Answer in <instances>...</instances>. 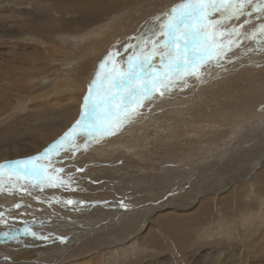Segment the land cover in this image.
<instances>
[{
	"label": "rangeland",
	"instance_id": "rangeland-1",
	"mask_svg": "<svg viewBox=\"0 0 264 264\" xmlns=\"http://www.w3.org/2000/svg\"><path fill=\"white\" fill-rule=\"evenodd\" d=\"M23 1H25L26 3H23ZM68 1L71 2V0ZM118 1L127 2V5H129L130 2V4L135 2V0H97L96 5L98 7L106 9V16H104V18L108 16L109 18H113L114 16H118L120 15V13L125 12L126 10L129 11V13L127 14L129 15L131 14V12L133 13L136 10L135 7H132L130 5L127 9L123 3H120V5L119 3L116 4ZM151 1L152 0H147L144 3L147 5L145 7H142L143 9L137 14H135L137 16V19L128 25L126 24L131 21L130 18L128 19L127 17L120 16L118 20L122 21V24L118 27L125 25V28H128L132 25L138 24L140 20L150 14L148 11L152 7V3H149ZM168 1H172V4L174 3V1L181 2V0H153V9L155 11L156 9L158 10L156 13H153V16L162 13V11L159 10V8L161 9V6H157L156 3H164L165 5L166 3L169 4ZM51 5H53L54 7ZM56 5H59L58 0H0V20L3 21H0V32L5 33L7 31H10V29L14 26L13 24L7 23L10 20L11 16L7 14L6 7H14L15 10H35L33 13L34 17L50 16V18H52V16L56 14L54 17L62 16L65 19H77L76 17L80 16V14L76 13V10L72 8V3H69L67 6L59 5L61 9L59 8V6L57 7ZM61 6H63L64 9ZM37 7L39 8L37 9ZM42 7L45 8H43V14L40 13V8L42 9ZM52 8L54 10L57 9V11L59 12H55ZM49 11L51 12L49 13ZM111 11L114 13L112 14ZM13 12L14 14L11 15L13 17V20L16 21L18 15L15 11ZM46 12L47 14H44ZM255 16L256 14L254 13L253 17L251 18L253 25H257L260 23V21L255 19ZM242 21L243 18H241V22ZM151 22L153 21H148V23ZM233 22L235 23V21ZM250 27L251 26L246 25L245 30H250ZM3 29H5L6 31H3ZM120 33L121 32L119 31V33L117 34L114 28L112 34H110L111 36H109L106 41L107 43L105 42V46L100 49V51L98 47L94 48V50L96 49L97 51L96 55H94V58L92 57V59L91 55L86 50V47L78 50L79 55L76 57V59H78V62L76 64L68 62V69H66L76 71V74H78V76L76 75V77L80 81L83 80V76L82 73L78 71V68L86 64L87 61L89 62L88 64H90V69L87 74L90 72V70L95 64V68H97L98 71V65L100 64L97 62L99 61L101 63L104 58L108 56L110 51L107 52L105 50L107 49L108 45L111 43L113 38L119 35ZM0 36V63L3 65L2 67L0 64V79H2L0 80V88L2 86L4 88L11 89L12 91L13 89H18L19 87L24 86L26 88V97L31 99V102L28 103V106H31L33 102L38 101L39 99L40 92H37L38 87L36 84L42 82L44 83L43 85L47 87L49 86L48 88H52L54 84L57 83V77H59V74L60 76L62 74L64 75L65 65L60 66L62 55L68 53L69 55L73 56L74 54L71 53L70 50H64V47H62V44L58 40L53 41L58 45L48 44L42 47L37 46L34 42H30V40L32 39L28 36H23L22 38H15L12 34L8 37H2L3 35ZM2 39L4 40V42H2ZM133 40L134 38L127 44H132ZM24 41L27 42L25 43ZM12 43L13 45L16 44L13 48ZM17 45L20 46V49ZM91 47L93 46H90L89 48ZM249 48H257L255 41H244V45L240 49L235 50L234 54H229L232 57L231 62L225 60L223 62L222 68H213L211 75L206 76L204 80L198 82L195 79H188L187 87L174 86L165 96L159 97L157 95L154 96L150 101H144L143 107L138 108V114L134 115L130 120L126 121L123 124L122 128L126 127V125L131 127V130L129 131L127 137H124L123 132H121L120 128H118L115 130V134H111L110 137H106L104 135L102 138H98L88 142L89 146L86 148V150L90 151L87 154H84L83 150L76 152L74 156L75 160L70 162L75 163L73 166L74 169L77 170V168H80L81 164L85 162L90 165H86L82 169L85 170L89 168V170H92L93 164L91 163H94L95 161L97 162V164L95 162L94 166L100 165L104 168L92 174V176L96 177L94 179L95 184L97 183L96 185L84 184L80 187L72 186L75 190H69L63 187L47 188L42 193L38 190H35L33 196L29 197L40 196L41 201H47L45 199V194H52L53 196V194L55 193L65 192L69 195H72L74 198H78V196L82 197L87 202L83 205H78L76 207L65 206L61 204L56 206H49L48 203L41 202L42 204L45 203V205H42V208L38 215L37 224L40 225H38V227L32 228L34 231L42 232L44 235L50 234L49 239H34L31 236H25L22 233L21 235L20 233L18 234L19 237L21 236L19 241H14L9 238L7 239L6 237L2 236V238H0V264H14V262L16 264H30L28 262H31V264H152V262L153 264H173L172 262H174V260H172L171 262V259H173L171 256H176V258L180 262L184 261L182 264H188L189 262L190 264H192V262L193 264H264V224L260 225V223L255 220L256 222L252 221V224L250 225L252 227L249 226L250 228L248 227V229L246 230L245 228L240 227L238 223L241 222L242 219H244L245 215L247 217L248 215L251 216V214L254 215L259 213V204L256 203L254 199L247 200L245 198L243 200L242 197H240V193L227 195L225 198H223L224 196H217L221 193H224L225 191H228L230 187L236 184H241L249 181L254 176V174L264 166V85L260 86L257 82L253 81V83L249 80L252 77V75L249 73L251 70H259V68L261 69L264 67V51H247V49ZM130 49L131 48H129L126 52L125 46H122L121 48H116L115 51L119 53V56L114 57V59L119 60L120 57H124L126 53H129ZM20 52H22V54H20ZM24 52H26L27 54ZM44 56L45 58H43ZM28 57L29 59H27ZM46 58L49 59V61L51 62H47V60H45ZM52 60H57V63ZM83 62L84 64H82ZM53 67L56 69L55 71L54 69H52ZM5 69L7 70V73L6 71L3 72ZM39 70H41V72ZM1 71L3 74L1 73ZM56 72H58V75L56 74ZM238 73L239 81L241 82H226L228 79H230V77L235 76ZM28 78H34L33 84L28 83ZM16 84L18 87L16 86ZM20 84L21 86H19ZM243 85H245L246 87ZM86 87L87 79L83 82V92L81 94L82 98L80 97V100H78L76 110L77 114L81 108ZM245 90L248 93L245 92ZM77 93L78 90L73 89V94L76 95ZM227 94H229V96ZM3 95H5V93ZM230 96H232L233 98ZM18 101L19 100L16 98H12L11 100L10 98H7L2 102L0 101V109H2L0 110V114H7L11 110L10 108L14 104L18 103ZM44 103L46 104V102ZM56 103H58V105H62V103L65 104L66 102L62 101L59 104V102L52 100L48 104L49 107L52 108L56 106ZM194 103L196 104L198 109V111H196L195 113L198 112V115L201 114V116H197L198 127H203V124L205 126L209 123V127H212L211 130L217 128L211 132V135H213L215 139L208 140L207 138L203 137L192 139L190 142L192 143L193 149L188 152L186 151V155L183 156V153L179 149V144L175 145L169 142L168 138L178 128L182 127V125L185 126L184 124L187 123L185 120L190 117L192 106ZM220 107L223 108L221 109ZM227 108H230V110L232 111V116H224V109ZM218 109L222 110V112H217ZM238 110L239 113L237 112ZM30 112V108H20L19 119L21 121L17 119L11 124L10 122H8L9 120H4L3 123L0 124V142H2L0 143V154H4V152L8 154L16 150L23 151L26 148L24 147V145L29 144L32 139L29 136V130H32L35 126L39 130L45 129L43 128V125L48 124L51 122V120L53 121L55 119L54 117L44 118L39 120L35 124V126L30 125L31 127H28V125L22 124V120L27 115V113ZM220 115L221 117H219ZM215 116L218 117V119ZM225 118L227 120H225ZM214 122H216L218 126H216L217 124ZM130 123L131 125H129ZM211 123L214 125H212ZM226 127L228 128L226 129ZM218 131L219 133L217 134L219 136L217 137V134H215V132ZM81 136L83 137L84 143H86L84 135L82 134ZM129 137L130 140L128 142H125L126 139H128ZM152 140L155 142L151 143L150 141ZM7 141L9 142L7 143ZM11 141L14 142L10 143ZM211 141L215 142V144H206ZM120 142H124L123 144L126 145L123 151L119 146ZM144 145L154 149L157 152V155H147V157L141 163V166L138 167V171L140 172V170H142L144 174H139L138 171L135 169L136 165L138 166V164L134 161L141 158L143 159V157L135 155L134 153L138 150V148H141ZM117 154H125L131 156L130 159L131 161L133 160L134 164L129 167L130 176L129 172H125V174L120 173V171L118 170V165L114 164L111 161L113 157L111 155ZM55 159L59 158L57 157ZM144 169L149 171L145 172ZM68 174L69 173L65 175ZM61 175L63 174L61 173ZM78 175L80 177L87 176L84 171L78 172ZM78 182L80 183L81 181ZM103 185L105 186L104 189L101 188V186ZM260 186L261 185L257 187L259 190L262 188V186ZM255 188L256 187H253L252 189L255 190ZM195 192L198 195V200L202 198L206 199L204 197L217 196L216 199L220 203L219 205H217L218 207L216 206V208H218V211L216 209H213L211 213L208 214V216H205L207 218L202 217L200 219H192L191 213L181 214L183 216L182 218L185 220V229L183 228L184 234L181 233L184 237L181 243L182 246L175 247L177 245H174L171 240V242L169 241V243H167L168 241L166 242L167 248H165L164 250L151 247V245L145 238L146 231L144 230L146 228L145 224H147L148 217L151 216L149 219L152 220L153 224H160V220L163 218H172L169 217L167 214L176 213L177 210L175 211V209H187L189 207L188 205L190 204V202L194 200V198L191 199V197L194 195ZM2 194L4 197L2 196ZM255 194L257 195L258 193L256 192ZM5 195L6 194L4 193H0V211L5 212L6 215H11L5 208L10 206L12 201L13 204L19 202L22 206L25 205L24 200L21 198H24L27 194L21 195L17 193L14 196H18V199L14 198L15 200H12L11 202L9 201V199H7ZM61 197L67 200L65 195L61 194L60 198ZM162 198L165 199L161 202ZM168 198H170V201L168 200ZM220 198L223 199L220 200ZM6 201L7 203H5ZM120 201H123L125 204H127L128 208H121L119 206ZM233 201L234 203L237 202V204H240V206L236 207V203V205L231 204L233 203ZM246 202H249L248 204L250 205L252 203V207L250 206L251 210L244 208V206L242 208V204L245 205ZM161 203L165 205H172V207L158 209V211H154V208H157V205ZM6 204L7 206L5 207ZM37 207L39 208V206ZM37 207L35 206L34 208L37 209ZM226 208L227 210H225ZM19 209L16 208V210ZM221 210L224 211L222 212ZM214 213L215 215L213 216ZM19 214H16L17 222L15 221L12 223H16L15 225L18 224V227H22L21 224L19 225V220H22V213ZM71 215H73V217ZM11 216L14 215L12 214ZM47 216H50L48 221L45 220ZM39 218L44 221L42 225L39 221ZM259 218L260 220L264 219V211ZM24 219L27 220V217H24ZM75 219H77V221H74ZM198 221L203 222L199 223ZM117 222L120 224H118ZM222 223L225 226H222ZM61 224L63 225L61 226ZM124 224H126V226H123ZM235 224L237 225V227ZM0 228V232H3L5 230L3 227ZM186 228L190 229L187 231ZM214 231L217 232L213 235V233H215ZM186 232H188L189 234ZM111 234H115V236L118 237L117 242L119 243L116 245V247L114 246L115 241L110 242L106 240V238L108 239L109 235ZM62 235L66 238L64 242H61V240L59 239V237H61ZM121 236L126 237L123 238ZM244 236L246 238H244ZM108 240H110V238ZM98 242H100L99 245ZM140 242L144 245L141 246ZM132 245H136L137 248L134 251L135 253L133 252L131 254V251H127V249L130 250ZM253 245H255L256 247ZM140 248L142 250H139ZM206 248H213V251L211 249ZM82 249H84L85 251H82ZM114 249H117V252L114 251L118 256L117 261H114L113 258H111V255L108 254V250L112 251ZM137 249L139 250L138 253ZM144 249L145 251H143ZM182 251L184 253H182ZM28 252H32V256L30 258L23 259L21 257V254ZM174 252L175 255H173ZM185 253L186 257L184 255ZM16 255L18 256V258L20 257L21 259H18ZM62 255H64V258H67L66 261L64 260V258L60 259ZM5 257H7L8 259L6 260ZM184 258H186L187 260H185ZM139 259H141V261ZM162 261H164V263Z\"/></svg>",
	"mask_w": 264,
	"mask_h": 264
},
{
	"label": "snow or ice",
	"instance_id": "snow-or-ice-1",
	"mask_svg": "<svg viewBox=\"0 0 264 264\" xmlns=\"http://www.w3.org/2000/svg\"><path fill=\"white\" fill-rule=\"evenodd\" d=\"M254 13L260 21L257 25L252 24ZM150 20L153 22H146L144 30L134 38L139 42L125 45L126 52L133 49L132 55L116 60L119 53L113 50L100 63L84 96L79 118L63 135L36 155L0 163V193L33 196L35 190L42 193L47 188L75 190L72 175L65 177L61 175L64 168L55 167V158L62 151L72 159L89 146L88 142L114 135L116 129L138 114L144 101L157 95L163 97L174 86L187 87L188 79L204 80L213 68H222L225 60L231 62L229 54L240 49L244 41L252 40L257 45L247 51H264V0H181ZM246 25L251 26L250 30H245ZM82 134L86 143L80 145L77 140ZM34 198L40 201L39 196ZM40 202L51 206L53 201ZM58 202L73 207L85 203L72 199ZM21 206L13 205L17 209ZM119 206L128 208L123 201ZM16 220L0 211V227L5 229L0 236L19 241L18 234L22 233L34 239H49L50 234L33 230L35 220L31 224L21 221L22 227H15L12 222ZM59 239L64 242L66 238Z\"/></svg>",
	"mask_w": 264,
	"mask_h": 264
},
{
	"label": "bare ground",
	"instance_id": "bare-ground-1",
	"mask_svg": "<svg viewBox=\"0 0 264 264\" xmlns=\"http://www.w3.org/2000/svg\"><path fill=\"white\" fill-rule=\"evenodd\" d=\"M56 1V0H55ZM96 1L97 0H71V2H69L68 0H58V4L59 5H63V6H67L69 3H72V8H74L76 10V13H79L80 16L79 17H76L77 19H68V18H63L62 16H58V17H54L56 14L54 13H51V14H54V16H52V18H50V16H45V17H34L33 16V13L34 11L33 10H27V9H20V10H15L14 7L12 8H7L6 7V12L7 14H9L11 16L10 20L7 22V23H10V24H13L14 26L10 29V31H7L5 33H2L0 32V35H3L2 37H8L10 36L11 34L15 37V38H22L23 36H28L30 37L32 40H30V42H34L37 46H44V45H50V44H57L55 42H53L54 40H58L61 44H62V47H64L63 49L65 50H70L71 53H73L74 55H69L68 53L66 54H63L62 55V58H61V64L60 66H64L65 65V68H64V75L62 74L60 76L59 74V77H57V83L54 84V86L52 88H48L47 86L43 85L44 83H38L36 84L37 85V92H40L39 93V99L38 101H35L33 102V104L31 106H28V103L31 102V99L27 98L26 97V88L24 86H21V84L19 86L18 89H13L11 91V89H7V88H4L1 86V90H0V101H4L6 100L7 98H10V100L13 98H16L18 99V103L14 104L10 109V111L7 113V114H4V113H1L0 114V124L3 123L4 120H9L8 122H10L11 124L13 123V121L19 119V109L20 108H26V109H29L31 110L30 113H27V115L23 118L22 120V124H26L28 125V127H31L32 125L35 126V124L41 120V119H44V118H48V117H54L55 119L52 121L51 118V122L48 123V124H44L43 125V128L45 129H37L36 126L32 129V130H29L30 131V134L29 136L32 138L31 139V142L29 144H25L24 147H26L23 151H13V152H10V153H1L0 154V162H5V161H11V160H17V159H24L26 157H29V156H33V155H36L37 153L39 152H42L43 149L48 146L51 142L55 141L58 137H60L61 135H63V133L65 131L68 130V128L73 124L75 123V121L79 118L80 116V113H81V108L78 112V114L76 113V110H77V104H78V100H80V97H81V94L83 92V89H82V86H83V82L87 79V87H86V91H85V94L84 96L87 94V91H88V86L90 84V82L95 78V74L97 72V68H95L96 64L92 67V69L90 70V72L87 74V72L89 71V66L90 64H88L89 62L87 61L86 64H84V62L82 64V66H80L78 68V71H80V73H82V76H83V80L80 81L76 75L78 76V74H76V71H72V70H67V65H68V62L72 64H76L78 62V59H76V57L79 55L78 53V50L86 47V50L89 52V54L91 55V59L92 57L94 58V55H96V49L94 50V48H99V51L100 49H102L106 44L107 42V39L109 38V36H111L110 34H112L114 28L117 32V34L119 33V31L121 32L119 35L115 36L113 38V40L111 41V43L108 45L107 49L105 51L109 52V51H112V50H115L116 48H121L122 46H125L127 45V43H129V41H131L133 38L135 37H138L141 32L143 31V28L145 26V23L148 22L150 20L151 17H153V13H156L158 10L156 9V11L153 9V0L151 2H149L150 4L152 3V7L151 9L148 11L150 14L145 16L142 20H140V22L138 24H135V25H132L131 27H128V28H125V25L124 26H121V27H118L119 25L122 24V21L118 20L121 17H127L128 19L130 18V22L127 23L126 25L130 24L131 22L135 21L137 19V16L135 14H137L139 11H141L143 8L142 7H145L147 4H144L147 0H135L134 3L130 4V6L132 7H135V11L129 15H127L129 13L128 10H126L125 12H122L120 13V15L118 16H114L113 18H109L108 17H105L106 16V9L102 8V7H98L96 5ZM121 1V0H120ZM158 1H161V0H158ZM20 2V1H19ZM22 2V1H21ZM25 1H23L24 3ZM53 2V1H52ZM129 2V1H128ZM169 2V1H168ZM26 3V2H25ZM42 3V2H41ZM102 3V1H101ZM120 5V3L124 4L126 6V8L128 9V6L127 5V2H117L116 4ZM148 3V4H149ZM180 2H177V1H174V3L172 4V1L169 2V4H165L164 3H156L157 6H161V9L159 8V10H161L162 12H166L165 10H169L171 7H173L174 5L178 4ZM30 4V3H29ZM32 4V3H31ZM49 4V3H48ZM54 4V3H53ZM35 5V4H34ZM59 5H56L57 7ZM42 6V5H41ZM53 6V5H51ZM50 6V8H51ZM55 6V7H56ZM61 6V7H63ZM123 6V5H122ZM121 6V7H122ZM138 6H141V7H138ZM156 6V5H155ZM54 7V6H53ZM115 7V5H114ZM39 7H37L38 9ZM43 8L42 9L40 8V13L43 14ZM60 8V6H59ZM120 8V7H118ZM157 8V7H156ZM35 9V7H34ZM45 9V8H44ZM47 9V8H46ZM53 9V8H52ZM61 9V8H60ZM64 9V7H63ZM54 10V9H53ZM74 10V11H75ZM117 10V9H116ZM115 10V11H116ZM16 12V14L18 15L17 16V20L14 21L13 20V17L11 14H14V12ZM38 11V10H37ZM45 11V10H44ZM47 11V10H46ZM55 12H59L56 10H54ZM64 11V10H63ZM62 11V12H63ZM67 11V10H66ZM71 11V10H70ZM114 11V9H113ZM131 11V10H130ZM4 12V11H2ZM51 11H49L50 13ZM53 12V11H52ZM112 12V11H111ZM39 13V12H38ZM75 13V14H76ZM114 12H112L113 14ZM44 14H47L44 13ZM59 14V13H58ZM57 14V15H58ZM67 14V13H66ZM73 14V13H72ZM108 14V13H107ZM8 15V16H9ZM71 18V17H70ZM109 18V19H108ZM126 18V19H127ZM3 20V19H2ZM123 20V19H122ZM1 21V20H0ZM5 21V20H4ZM3 22V21H1ZM0 22V24H1ZM6 26V25H5ZM10 26V25H9ZM1 27V26H0ZM125 28V29H124ZM8 29V28H7ZM123 30V31H122ZM2 31V30H1ZM3 31H6L5 29H3ZM124 36V37H123ZM1 37V36H0ZM123 37V38H121ZM121 38V39H119ZM4 39V38H3ZM2 39V40H3ZM8 39V38H7ZM119 39V40H117ZM21 41V40H20ZM4 42V40L2 41ZM18 42V41H17ZM25 43L27 41H24ZM106 42V43H105ZM139 41L137 39H134L133 40V43L132 44H137ZM24 43V45H25ZM10 45V44H9ZM8 45V46H9ZM13 45V43H12ZM16 45V44H15ZM13 45L12 48L15 46ZM20 45V44H19ZM23 45V46H24ZM58 45V44H57ZM97 45V46H95ZM18 46V45H17ZM16 46V47H17ZM90 46H93L91 48H89ZM95 46V47H94ZM19 49H20V46H18ZM41 47V48H42ZM52 47V46H51ZM10 48V47H9ZM23 48V47H22ZM55 48V47H54ZM16 49V48H15ZM45 49V48H44ZM13 50V49H12ZM22 50V49H21ZM26 50V49H24ZM23 50V51H24ZM36 51V50H35ZM50 51V50H49ZM58 51V50H57ZM30 52V51H29ZM60 52V51H59ZM26 53V52H24ZM23 53V54H24ZM37 53V52H36ZM47 53V52H46ZM98 53V52H97ZM17 54V53H16ZM20 54H22V52H20ZM27 54V53H26ZM56 54V52H55ZM59 54V53H58ZM133 54V49H130L129 50V53H126L124 57H120L123 58V60H126L127 59V56L128 55H132ZM18 55V54H17ZM33 55V54H32ZM52 55V54H51ZM35 56V54H34ZM42 56V55H41ZM25 57V55H24ZM32 58V57H31ZM45 58V56L43 57ZM42 58V59H43ZM57 58V57H56ZM55 58V59H56ZM29 59V57L27 58ZM54 59V58H53ZM119 59V60H120ZM26 60V59H25ZM47 60V62L49 61V59H45ZM44 60V62H45ZM51 60V59H50ZM23 61V60H22ZM54 62L57 63V60H52ZM1 62V61H0ZM3 62V60H2ZM51 61H49L50 63ZM6 63V62H5ZM97 63L100 64V62L98 61ZM1 64V63H0ZM29 64V62H28ZM38 64V63H37ZM44 65V64H43ZM1 66L3 67V65L1 64ZM10 66V65H9ZM35 66V64H34ZM99 66V65H98ZM5 67V65H4ZM55 67V66H54ZM52 68L54 69V71L56 70L55 68ZM46 68V67H45ZM48 68V66H47ZM67 68V69H66ZM36 69H41V68H36ZM43 69V68H42ZM50 69V68H49ZM7 73V70L5 69L3 72ZM41 72V70H39ZM2 73V71H1ZM10 73V72H9ZM15 73V72H14ZM44 73V71H43ZM58 72H56L57 74ZM60 73V72H59ZM251 75H250V81L253 82H257L260 86H263L264 85V67L263 68H259V70H251L249 72ZM248 73V74H249ZM3 74V73H2ZM243 74V73H241ZM245 74V73H244ZM5 75V74H4ZM4 75H1V76H4ZM42 75V74H41ZM47 75V74H46ZM58 75V74H57ZM12 76V75H11ZM23 76V74H22ZM21 76V77H22ZM48 76V75H47ZM34 77V76H33ZM248 77V76H247ZM8 78V77H7ZM5 79V78H4ZM10 79V78H9ZM44 79V78H42ZM2 80V79H0ZM241 80V79H240ZM4 81V80H3ZM28 83H32L33 84V81H34V78H28L27 79ZM236 82V81H239V73L235 76H232L230 77V79H228L226 82ZM16 82V81H15ZM55 82V81H54ZM234 82V83H235ZM241 82V81H239ZM246 83V82H245ZM254 83V82H253ZM13 84V83H11ZM244 84V83H243ZM235 85V84H234ZM237 85V83H236ZM246 85V84H245ZM243 85V86H245ZM17 86V84H16ZM33 86V85H32ZM256 86V85H255ZM18 87V86H17ZM246 87V86H245ZM260 88V87H259ZM264 88V87H263ZM73 89H77L78 90V93L76 95L73 94ZM235 89V88H234ZM259 90V89H258ZM263 90V89H262ZM261 90V91H262ZM250 91V90H249ZM29 92V91H28ZM243 92V91H242ZM245 92H247L245 90ZM251 92V91H250ZM5 93V95H3ZM238 93V92H237ZM241 93V92H240ZM248 93V92H247ZM239 94V93H238ZM242 94V93H241ZM252 94V93H251ZM56 95V96H55ZM218 95V94H217ZM229 96V94H227ZM244 95V94H243ZM84 96H83V99H84ZM222 96V95H220ZM253 96V95H252ZM52 97V98H50ZM232 97V96H230ZM236 97V96H235ZM249 97V96H248ZM82 98V97H81ZM212 98V97H211ZM227 98V97H225ZM233 98V97H232ZM231 98V99H232ZM239 98V97H238ZM242 99V98H241ZM57 101L59 102H62V101H65L66 103L62 105H58V103H56V106L54 107H49V102L50 101ZM235 100V99H234ZM240 100V99H239ZM249 100V99H248ZM247 100V101H248ZM225 101V100H224ZM228 101V100H227ZM232 101V100H231ZM46 102V104L44 103ZM219 102V101H218ZM217 102V103H218ZM239 102V101H238ZM237 102V103H238ZM256 102V101H255ZM249 103V102H248ZM254 103V101H253ZM82 104H83V100H82ZM1 105V103H0ZM216 105V104H215ZM222 105V104H221ZM3 106V105H2ZM214 106V104H213ZM212 106V107H213ZM249 106V105H248ZM207 107V106H206ZM205 107V108H206ZM211 107V106H210ZM228 107V106H227ZM218 108V107H217ZM221 108V107H220ZM223 108V107H222ZM221 108V109H222ZM234 108V107H233ZM245 108V107H244ZM259 108V107H258ZM8 109V108H7ZM256 109V107H255ZM2 110V109H0ZM242 110V109H241ZM251 110V109H250ZM196 111H198L197 109V106L196 104L194 103L193 106H192V110H191V115L188 119H186L185 121L187 122L186 124H184L185 126L182 125V127L178 128L175 132H173V134L168 138V141L175 144V145H178L179 144V149L181 150V152L183 153V156L186 155V151H190L192 150V143L190 142L192 139L194 138H200V137H203V138H207L208 140H214L215 138L213 137V135H211V132L217 128H214L213 130L212 127H209V123L207 125L204 126L203 124V127H198V121H197V116H201L198 115V112L195 113ZM218 111H221L222 110H217ZM1 112V111H0ZM3 112V111H2ZM5 112V110H4ZM201 112V111H200ZM209 112V111H208ZM234 112V111H233ZM239 113V110L237 111ZM195 113V114H194ZM224 113H225V117L227 116H232L233 113L232 111L230 110V108L228 109H224ZM236 113V111H235ZM210 114V113H209ZM218 114V113H217ZM223 114V113H222ZM23 115V114H22ZM208 115V114H207ZM203 116V115H202ZM213 116V115H212ZM211 116V117H212ZM209 117V116H208ZM216 117V116H215ZM214 117V119H215ZM221 117V115L219 116ZM240 117V116H239ZM73 118V119H72ZM138 118V117H137ZM218 119V117H216ZM235 118V117H234ZM247 118V117H246ZM209 119V118H208ZM211 119V118H210ZM213 119V120H214ZM20 120V119H19ZM224 120V119H223ZM225 120H227L225 118ZM229 120V119H228ZM21 121V120H20ZM7 122V123H8ZM130 122V121H129ZM141 122V121H140ZM213 122V121H211ZM219 122V121H218ZM247 122V121H246ZM216 123V122H214ZM225 123V122H223ZM237 123V122H236ZM17 124V123H16ZM19 124V123H18ZM206 124V122H205ZM212 124V123H211ZM217 124V123H216ZM31 125V126H30ZM131 125V123L129 124ZM214 125V124H212ZM218 126V124L216 125ZM123 127V126H122ZM122 127H119L121 132H123V135L124 137H127L129 131L131 130V127L127 126L122 128ZM214 127V126H213ZM231 127V126H230ZM224 128V127H223ZM228 127H226L227 129ZM4 130V129H3ZM5 131V130H4ZM23 131V130H21ZM217 131V130H216ZM120 132V133H121ZM119 133V134H120ZM219 133L218 132H215V134ZM1 134V133H0ZM26 134V133H25ZM24 134V135H25ZM118 134V135H119ZM21 135V134H20ZM22 135V136H24ZM111 134H107L105 135L106 137H110ZM27 136V135H26ZM219 135L217 134V137ZM4 137V136H3ZM2 137V138H3ZM20 139V138H19ZM22 139V138H21ZM3 140V139H2ZM130 140V137L128 139H126L125 142H128ZM149 141V140H148ZM5 142V141H4ZM3 142V143H4ZM9 141H7L8 143ZM14 141H11L10 143H12ZM151 143H154L155 141H150ZM230 142V141H228ZM2 143V142H0ZM77 143L78 144H85L84 141H83V137L80 136V138L77 140ZM124 142H120L119 143V146L120 148L122 149V151L124 150L125 146L123 144ZM206 144H215V142H208ZM219 144V143H217ZM228 144V143H227ZM204 145V144H203ZM226 145V144H225ZM224 145V146H225ZM221 146V144H220ZM198 147V146H197ZM226 148V147H225ZM228 148V146H227ZM14 149V148H13ZM15 150V149H14ZM84 151V154H87L89 151L86 150V149H81V151ZM9 151V150H8ZM139 152V153H138ZM135 155H138V156H142L143 159H137L136 156L135 158L137 159L136 161L134 162H137L138 166L136 165V170L138 171V167L141 166V163L144 161V159L147 157V155H157V152L152 149L151 147L149 146H142L141 148H138V150L134 153ZM189 154V153H187ZM81 156V154H80ZM113 156L112 157V162L116 165H118V170L120 171V173H128L129 172V176H130V169L129 167L134 164L133 160L131 161L129 155H125V154H117V155H111ZM134 156V155H133ZM188 156V155H187ZM23 157V158H22ZM57 158V157H56ZM59 159H55L57 162L55 163V167H62L64 168V173H62L65 177L67 175V173L71 174L75 183H73V187L77 186V187H80L81 185H84V184H95V178L94 176H92L93 173H96L102 169H104L103 167H101L100 165H96L94 166V163L96 162H92L91 164H93V167H92V170H89L88 169H85L83 170L87 176L86 177H80L78 175V172H76L77 170L73 168L74 164L75 163H70L72 161H74V157L72 159H68V153L67 152H64L62 151L60 153V155L58 156ZM140 158V157H139ZM66 161V162H64ZM97 164V162H96ZM86 165H90L88 163H82L81 164V167L80 168H83L84 166ZM100 166V167H98ZM135 166V165H134ZM76 170V171H75ZM72 171H73V174H72ZM145 172H148L149 170H145ZM139 174H144L142 172V170H140V172L138 171ZM245 176V175H244ZM124 177V176H122ZM78 181H81L80 183ZM97 184V183H96ZM95 184V185H96ZM256 185V186H255ZM261 185L262 188L259 190L257 187ZM260 186V187H261ZM253 187H256L255 190H253L252 188ZM102 189L105 188V186H101ZM258 189V191H257ZM257 192L258 194L256 195L255 193ZM237 194V193H240L242 197V199L244 200L245 198L247 200H251V199H254L256 203L259 204V213L257 214H251V216H247L245 215L244 219H242L241 222H238L240 227L242 228H245L246 230L248 229V227L252 224V221H255L257 220V222L261 224H264V219H261L260 220V215H262L263 211H264V166L258 170L254 176L247 182H244V183H241V184H236L232 187H230L228 189V191H225L224 193H221L217 196H224L223 198H225L227 195H233V194ZM65 195L66 196V199H72L73 201H84L85 203L87 202L84 198L82 197H79L78 198H74L72 195H69L65 192H58V193H55L53 194H45V199L48 201V200H52V205L56 206V205H59L61 203H59L58 201L59 200H65V198H60V195ZM3 196V194H2ZM1 196V197H2ZM7 197V199H9V201L11 202L12 200H15L14 198H17L18 199V196H14V195H5ZM21 196V195H19ZM198 195L196 194V192L194 193V195L191 197V199L194 198V200H192L190 202V204L188 205L189 207L187 209H175V211L177 210L176 213L174 214H167L169 217H172V218H169V219H161L160 220V224L159 223H152V220L149 219L151 216L148 217L147 219V224H145V231H146V235H145V238L147 239L148 243L151 245V247H155L157 249H165L167 248L166 244L169 243V241L171 242L172 240V243L174 245H177L175 247H181V243H182V239H184V237L182 236L181 233L184 232L183 228H184V222L185 220L182 218L183 216L181 214H192V219H200L202 217H205V216H208V214L211 213V211L213 209H216L218 211V208H216L217 205H219V201L216 199L217 196H209V197H204L206 199H200L198 200ZM4 197V196H3ZM40 197V196H39ZM239 197V196H238ZM223 198H220V200H222ZM5 199V198H4ZM24 200L25 202V205H23L22 207H20L19 210H16L15 207H13V201L11 202L10 206H8L7 208H5L6 210H8V212L12 215H14L15 217L16 214H19V213H22V220H19L20 222L21 221H24V217H27V221H29V223L31 224V222L33 220L36 221L35 224H31V227H38V225L40 224H37L38 222V215H39V212L42 208V205H45V202L44 204H42L40 201L36 200L34 197H29V196H25L24 198H21ZM165 199V198H164ZM163 198L161 199V202L164 200ZM190 199V200H191ZM168 200L170 201V198H168ZM198 200V201H197ZM240 200V199H239ZM8 201V200H7ZM7 201L5 203H7ZM236 201V199H235ZM3 202V201H2ZM172 202V200H171ZM240 202V201H239ZM238 202V203H239ZM242 202V201H241ZM250 202V201H249ZM249 202H246L245 205H243L242 203V208L244 206V208L246 209H250L251 210V205L248 204ZM254 202V201H253ZM16 203V202H14ZM19 203V202H18ZM23 203V202H22ZM84 203V204H85ZM196 203V204H195ZM237 204V202H235ZM234 201L233 203L231 204H235ZM225 204V203H224ZM227 204V203H226ZM235 204V205H236ZM9 205V203H8ZM63 205V204H61ZM168 205V204H167ZM165 205L163 203L161 204H158L157 208H154V211H158V209H163V208H171L172 205ZM230 205V204H229ZM257 205V204H256ZM1 206V205H0ZM7 206V204L5 205V207ZM37 207L39 206V208L37 207V209H35L34 207ZM240 204H237L236 207H239ZM251 206V207H250ZM154 207V205H153ZM218 207V206H217ZM225 207V205H224ZM233 208V207H232ZM254 208V207H253ZM153 209V208H152ZM151 209V210H152ZM237 209V208H236ZM235 209V210H236ZM257 209V208H256ZM150 210V211H151ZM183 210V211H182ZM227 210V208L225 209ZM234 210V211H235ZM238 210V209H237ZM242 210V209H241ZM222 211V210H221ZM224 211V210H223ZM222 211V212H223ZM233 211V210H232ZM257 211V210H256ZM255 212V211H254ZM72 213V212H71ZM93 213V212H92ZM168 213V212H167ZM240 213V212H239ZM251 213V212H250ZM76 214V213H74ZM226 214V213H225ZM49 215V214H48ZM215 215V213L213 214V216ZM244 215V214H243ZM242 215V216H243ZM20 216V214H19ZM73 217V215H71ZM77 216V215H75ZM212 216V215H211ZM49 217L50 216H47L45 218L46 221L49 220ZM102 217V216H101ZM227 217V216H226ZM225 217V218H226ZM235 217V216H234ZM104 218V217H103ZM167 218V217H166ZM207 218V217H205ZM224 218V216H223ZM222 218V219H223ZM232 218V217H231ZM242 218V217H241ZM96 219V218H95ZM238 219V218H237ZM92 220V219H91ZM94 220V219H93ZM18 221V222H19ZM39 221L41 222H44L41 218H39ZM66 221V219H65ZM74 221H77V219H75ZM95 221V220H94ZM217 221V220H216ZM222 221V220H221ZM17 222V220H16ZM19 222V225L21 224ZM199 222V221H198ZM200 222H203V221H200ZM199 222V223H200ZM209 222V221H208ZM207 222V223H208ZM224 222V221H223ZM256 222V221H255ZM77 223V222H76ZM96 223V222H95ZM118 223V222H117ZM191 223V222H189ZM210 223V222H209ZM235 223V222H234ZM237 223V222H236ZM258 223V224H259ZM16 224V223H15ZM63 224H66V223H63ZM61 224V226L63 225ZM120 224V223H118ZM197 224V223H196ZM215 224V222H214ZM213 224V225H214ZM233 224V222H232ZM231 224V225H232ZM18 225V224H17ZM15 225V226H17ZM22 225V224H21ZM69 225V224H68ZM187 225V224H186ZM199 225V224H198ZM201 225V224H200ZM204 225V224H203ZM236 225V224H235ZM256 225V224H255ZM123 226H126V224H124ZM205 226V225H204ZM208 226V225H207ZM206 226V227H207ZM222 226H225L223 225L222 223ZM233 226V225H232ZM18 227V226H17ZM188 227V226H187ZM192 227V226H191ZM205 227V228H206ZM214 227V226H213ZM237 227V225H236ZM252 227V226H250ZM249 227V228H250ZM261 227V226H260ZM264 227V226H263ZM196 228V227H195ZM202 228V227H201ZM204 228V227H203ZM210 228V227H208ZM222 228V227H221ZM225 228V227H223ZM1 229V228H0ZM36 229V228H34ZM109 229V228H108ZM112 229V228H111ZM185 229V228H184ZM190 228H186V230L188 231ZM228 229V228H227ZM226 229V230H227ZM263 229V228H262ZM196 230V229H195ZM230 230V229H229ZM238 230V229H237ZM236 230V231H237ZM3 231V230H2ZM109 231V230H108ZM123 231V229H122ZM144 231V232H145ZM225 231V230H224ZM228 231V230H227ZM226 231V232H227ZM240 231V230H239ZM249 231V230H248ZM251 231V230H250ZM196 232V231H195ZM215 232V231H214ZM217 232V231H216ZM213 233L214 234H216ZM188 233V232H186ZM191 233V231H190ZM197 233V232H196ZM223 233V232H222ZM65 234V233H64ZM184 234V233H183ZM189 234V233H188ZM230 234V232H229ZM259 234V233H258ZM21 235V233H20ZM67 235V234H66ZM114 235V236H113ZM164 235V236H163ZM245 235V234H244ZM63 236V235H62ZM113 236V237H112ZM187 236V235H186ZM21 237V236H20ZM65 237V236H64ZM123 237V236H121ZM126 236H124L123 238H125ZM216 237V236H215ZM257 237V236H256ZM254 237V238H256ZM2 238V236L0 237ZM7 238V237H6ZM23 238V237H22ZM31 238V237H29ZM110 238V240H108ZM109 238L106 240L107 241H110V242H114V246L116 247V245L119 243L117 242V238L115 236V234H111L109 235ZM139 238V237H138ZM141 238V237H140ZM203 238V237H201ZM244 238H246L244 236ZM8 239V238H7ZM27 239V238H26ZM105 239V238H104ZM103 239V240H104ZM209 239V238H208ZM241 239V238H240ZM25 240V239H23ZM22 240V241H23ZM105 240V241H106ZM253 240V239H252ZM2 241V240H1ZM11 241V240H10ZM15 241V240H14ZM37 241V240H36ZM120 241V239H119ZM168 241V242H167ZM247 241V240H246ZM245 241V242H246ZM103 242V241H102ZM139 242V241H138ZM167 242V243H166ZM191 242V241H190ZM37 243V242H36ZM100 242H98V245H99ZM171 243V244H172ZM212 243V242H211ZM210 243V244H211ZM252 243V242H251ZM22 244V243H21ZM27 244V243H26ZM29 244V243H28ZM133 244H136V243H133ZM148 244V245H149ZM206 244V243H205ZM208 244V245H210ZM250 244V243H249ZM258 244V242H257ZM256 244V245H257ZM6 245V243H5ZM30 245V244H29ZM126 245V244H125ZM140 245L143 246L144 244L140 242ZM260 245V244H259ZM9 246V244H8ZM13 246V244H12ZM34 246V245H33ZM104 246V245H102ZM147 246V245H146ZM145 246V247H146ZM173 246V245H172ZM212 246V245H211ZM216 246V245H215ZM218 246V245H217ZM255 246V245H253ZM32 247V246H31ZM101 247V246H100ZM149 247V248H151ZM224 247V246H223ZM221 247V248H223ZM256 247V246H255ZM29 248V247H28ZM136 245H132L131 246V249L127 251H131V254L135 251L136 249ZM139 248V247H138ZM148 248V247H147ZM190 248V247H189ZM205 248V247H204ZM1 249V248H0ZM31 249V248H30ZM86 249V248H85ZM206 249H211L213 251V248H206ZM218 249V248H217ZM215 249V250H217ZM34 250V249H33ZM138 250V249H137ZM139 250H142L141 248ZM139 250L137 251V253L139 252ZM167 250V249H166ZM177 250V249H176ZM224 250V249H223ZM257 250V249H256ZM18 251V250H17ZM29 251V250H28ZM78 251V250H77ZM81 251V250H80ZM82 251H85L84 249H82ZM98 251V250H97ZM116 251L117 252V249H114L112 251H109L108 250V254L111 255V258H113L114 261H117L118 260V256L117 254L114 252ZM145 251V249L143 250ZM193 251V250H192ZM191 251V252H192ZM196 251V250H195ZM36 252V251H35ZM200 252V250H199ZM211 252V251H210ZM209 252V253H210ZM77 253V252H76ZM103 253V252H102ZM105 253V252H104ZM135 253V252H134ZM136 253V254H137ZM171 253V252H170ZM182 253H184L182 251ZM187 253V251H186ZM186 253L184 254L185 257H186ZM212 253V252H211ZM222 253V252H221ZM17 254V253H16ZM20 254V253H19ZM47 254V253H46ZM86 254V253H85ZM107 254V255H108ZM145 254V253H144ZM149 254V253H148ZM156 254V252H155ZM166 254V253H164ZM195 254V253H194ZM198 254V253H197ZM105 255V256H107ZM138 255V254H137ZM158 255V254H157ZM173 255H175V252L173 253ZM190 255V254H188ZM192 255V253H191ZM32 256V252H28V253H23L21 254V257L23 259H27V258H30ZM82 256V255H81ZM96 256V255H95ZM227 256V255H226ZM16 257L18 258V256L16 255ZM34 257V256H33ZM75 257V256H74ZM83 257V256H82ZM99 257V256H98ZM141 257V256H140ZM173 259H171V262L172 260H174V262H172L173 264H182L183 262H180L178 261V259L176 258V256H171ZM212 257V256H211ZM16 258V259H17ZM20 258V257H19ZM18 258V259H19ZM39 258V257H38ZM64 258V255H62L60 257V259ZM71 258V257H70ZM73 258V257H72ZM107 258V257H106ZM155 258V257H154ZM153 258V259H154ZM158 258V257H157ZM191 258V257H190ZM219 258V257H218ZM223 258V256H222ZM221 258V259H222ZM21 259V258H20ZM35 259V258H34ZM57 259V257H56ZM80 259V258H79ZM96 259V258H94ZM185 260H187L186 258H184ZM14 260V259H13ZM29 260V259H28ZM64 260L66 261L67 258H64ZM101 260V259H100ZM112 260V259H111ZM141 261V259H139ZM155 260V259H154ZM161 260V259H160ZM163 260V259H162ZM218 260V259H217ZM215 260V261H217ZM18 261V260H17ZM20 261V260H19ZM24 261V260H23ZM26 261V260H25ZM31 261V260H30ZM57 261V260H56ZM71 261V259H70ZM122 261V260H121ZM143 261V260H142ZM149 261V260H148ZM169 261V260H168ZM189 261V259H188ZM40 262V261H39ZM100 262V261H99ZM156 262V261H155ZM164 263V261H162ZM195 262V261H194ZM239 262V261H238ZM13 263V262H12ZM20 263V262H19ZM31 264V262H28ZM44 263V262H43ZM48 263V262H47ZM53 263V262H52ZM56 263V262H55ZM103 263V262H102ZM115 263V262H114ZM161 263V262H160ZM220 263V262H219ZM14 264H16L14 262ZM42 264V263H41ZM116 264V263H115ZM153 264V262H152ZM171 264V263H170ZM190 264V262L188 263ZM193 264V262H192Z\"/></svg>",
	"mask_w": 264,
	"mask_h": 264
}]
</instances>
